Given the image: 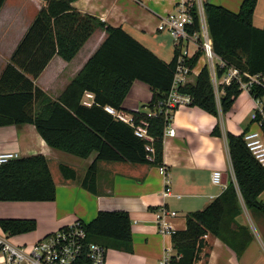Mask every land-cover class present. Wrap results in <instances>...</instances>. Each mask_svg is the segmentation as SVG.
<instances>
[{"label":"trees","instance_id":"trees-1","mask_svg":"<svg viewBox=\"0 0 264 264\" xmlns=\"http://www.w3.org/2000/svg\"><path fill=\"white\" fill-rule=\"evenodd\" d=\"M6 0H0V10ZM46 7L28 29L10 62L0 76V127L34 125L46 144L56 150L88 159L89 166L82 186L96 192L99 162H128L162 167L163 140L170 125V114L158 113L159 103L170 92L175 75L178 51L167 63L133 38L123 28L108 26L100 19L82 14L73 3L76 0H43ZM258 0H243L240 11L205 3L204 13L213 42V50L226 68L217 67V79L228 68L241 73V81L232 80L220 85L219 104L223 115L232 112L250 77L264 78V27L253 24ZM193 18L191 32L200 28L195 4H185ZM96 31H104L106 38L79 74L67 85L57 100H52L35 81L55 55L71 62ZM200 50L189 61L194 69L202 57ZM142 83L153 92L147 105L156 116L141 113L125 106L133 85ZM179 91L192 97L191 106L215 117L219 116L217 93L208 66ZM86 93L94 95V104H83ZM249 94L264 103V85L253 84ZM111 107L134 116L136 125L148 124L153 142L140 139L135 129L117 120L105 108ZM264 111V106H263ZM253 123L264 132V116L256 112ZM246 133V132H245ZM227 134L230 158L236 183H228L224 192L204 209L186 216L184 231H170L176 256L170 264H198L206 257L207 237L220 239L240 258L254 237L250 229L238 222L242 213L241 200L255 216L264 218V204L259 196L264 191V166L252 155L244 141V134ZM213 136L220 137L216 126ZM151 146L154 153L147 151ZM64 179L75 180L77 173L67 165H60ZM56 199V184L48 160L43 155L20 158L3 166L0 174V202H52ZM0 228L7 237L34 232L35 220L0 219ZM87 243H97L107 250L132 253V220L127 212H99L85 224ZM86 254L77 264H85Z\"/></svg>","mask_w":264,"mask_h":264},{"label":"crops","instance_id":"crops-1","mask_svg":"<svg viewBox=\"0 0 264 264\" xmlns=\"http://www.w3.org/2000/svg\"><path fill=\"white\" fill-rule=\"evenodd\" d=\"M187 3L195 4L198 10L209 3L238 14L243 0H76L73 6L80 13L96 17L108 26L123 28L164 61L162 52L168 45L164 35L171 37L163 27L162 19ZM45 7L43 0L5 1L0 10V76ZM253 24L259 29L264 27V0H258ZM105 38L104 31H96L71 62L55 55L35 85L52 100H57ZM199 63L200 60L195 76L206 65L199 66ZM226 77L224 75L218 80V86L224 85ZM218 95V117L193 106L173 114L169 127L176 133L167 135V128L163 140L165 175L161 167L149 164L99 162L95 193L83 188L82 183L96 155L82 159L56 150L46 144L31 124L0 127V153L17 152L21 158L45 156L56 184V199L52 202H0V219L37 222L34 232L11 237V241L18 245H31L77 221L88 224L99 212L118 211L127 212L131 217L133 252L109 249L106 264H163L166 256H176L171 233L164 230V223L170 231H184L189 213L204 209L224 192L228 183L237 185L227 134L238 136L245 132H258L264 142L260 124L252 122L258 105L249 92L243 89L235 109L227 115L222 114ZM152 97L149 87L136 82L125 106L148 113L147 105ZM85 99L89 100L84 96ZM218 125L220 137L212 135ZM61 164L76 171L75 180L64 179L60 172ZM215 171L222 173V185L212 182ZM166 189L170 190L168 195H164ZM259 200L264 204V191ZM241 207L242 213L237 220L247 226L254 237L244 254L238 258L220 239L210 234L207 237L208 255L198 264H264V218L255 217L243 200ZM163 211L176 215L165 217ZM156 214L161 218L160 222ZM41 222L44 223L40 225Z\"/></svg>","mask_w":264,"mask_h":264},{"label":"built area","instance_id":"built-area-1","mask_svg":"<svg viewBox=\"0 0 264 264\" xmlns=\"http://www.w3.org/2000/svg\"><path fill=\"white\" fill-rule=\"evenodd\" d=\"M198 16L200 24L198 32H191L193 18L190 8L186 5L180 6L176 11L162 19V25L166 28L178 51L172 88L166 98L159 103L158 107V113L164 112V114L171 115L170 121L175 112L191 106L192 97L181 93L179 89L189 83L190 77L196 74V68L193 69L189 61L198 50L207 59L206 66L209 68L215 87L219 85L216 73L217 67L226 68V64L214 53L213 42L203 8L198 10ZM190 48H194L195 52L190 53ZM215 60H218L219 63L215 64ZM225 75L227 77L224 80V85H229L234 79L241 81V73L235 68H228ZM243 76L249 79L248 83L242 85L243 89L248 92L253 84L264 85V78L260 80L247 74H243ZM85 97L89 100H83V104L91 107L94 104V95L87 93ZM256 103L258 105L257 111L264 116V103L259 101H256ZM105 110L117 120L133 127L135 135L138 138L145 139L150 143L153 142L152 137L148 134V124L146 122L136 125L135 118L130 113L118 111L111 107H106ZM148 115L156 116L157 112L149 111ZM168 128L167 135L174 136L176 133L175 129ZM244 141L252 155L264 166V142L261 134L258 132H247L244 134ZM146 149L150 153H154V149L151 146H147ZM20 158L17 152L0 153V174L3 166ZM160 170L164 175L166 174L164 166ZM212 182L216 185H222V173L215 171L212 175ZM169 192L170 190L166 189L164 195H168ZM163 213L165 217L176 215L174 212L167 213L163 211ZM156 218L158 222L161 221L158 214H156ZM164 230L169 232L167 223H164ZM86 242L87 233L85 224L81 221L64 226L31 245L15 244L2 231L0 234L1 264H77L84 256V253L87 260L85 264H106L108 250L104 246L94 242L87 243L86 246ZM163 264H170L169 256H166Z\"/></svg>","mask_w":264,"mask_h":264},{"label":"rangeland","instance_id":"rangeland-1","mask_svg":"<svg viewBox=\"0 0 264 264\" xmlns=\"http://www.w3.org/2000/svg\"><path fill=\"white\" fill-rule=\"evenodd\" d=\"M164 37L166 38V40L168 41V45L166 46V48L163 50V52H162V56L164 57V61H166V62H170L171 60H172V58H173V55H174V51H175V49H176V46H175V44L174 43H172V41H171V39H169L168 38V36L165 34L164 35ZM195 52V49L194 48H190V53H194ZM207 62V59H206V57L205 56H202L201 58H200V63H199V66L200 65H202V64H204V63H206ZM219 63V61L218 60H215V64H218ZM198 65V64H197ZM217 86L215 87V90H216V93H218L217 92ZM219 96V95H218ZM16 206H21L20 204H16ZM42 223H44V222H41V224L40 225H42ZM38 226H39V224H38Z\"/></svg>","mask_w":264,"mask_h":264}]
</instances>
